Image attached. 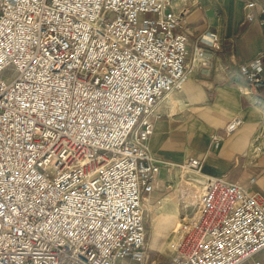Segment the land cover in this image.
Segmentation results:
<instances>
[{"label": "built area", "instance_id": "obj_1", "mask_svg": "<svg viewBox=\"0 0 264 264\" xmlns=\"http://www.w3.org/2000/svg\"><path fill=\"white\" fill-rule=\"evenodd\" d=\"M171 1L0 0V264H152L150 116L210 63L202 45L219 47L208 31L187 60ZM263 58L238 66L248 83L264 85ZM176 168L200 194L179 186L197 217L171 231L169 264H260L264 194L202 173L197 157Z\"/></svg>", "mask_w": 264, "mask_h": 264}, {"label": "crops", "instance_id": "obj_2", "mask_svg": "<svg viewBox=\"0 0 264 264\" xmlns=\"http://www.w3.org/2000/svg\"><path fill=\"white\" fill-rule=\"evenodd\" d=\"M247 1H171L175 12L184 10L180 15L187 33V60L198 45L197 37L208 31L218 35L219 47L202 45L210 63L195 66L182 89L161 97L150 116L153 132L148 147L164 176L157 178L146 206L161 213L157 224L162 230H156L161 237L176 221L172 213L176 191L170 182L172 170L190 157L201 160L202 173L264 194V85L248 83L238 70L239 65L248 64L264 51V13L256 5L257 18L248 20ZM257 1L264 5V0ZM232 117H239L241 124L227 134L225 125ZM185 182L188 189L198 188L193 180ZM151 252L155 258L156 251ZM256 259L264 264V250Z\"/></svg>", "mask_w": 264, "mask_h": 264}, {"label": "rangeland", "instance_id": "obj_3", "mask_svg": "<svg viewBox=\"0 0 264 264\" xmlns=\"http://www.w3.org/2000/svg\"><path fill=\"white\" fill-rule=\"evenodd\" d=\"M172 171L174 172V175L171 176L172 177L171 181L170 180L168 181H170L171 183L174 182V185L176 187V191L174 193L175 194V199H174L175 204H173L174 205L173 208L175 209L173 210L174 212L172 211L176 219L174 223L176 224L175 226L174 224L171 226L169 225L163 237H161V234H156L157 229L159 231L162 230V228H160L159 225L157 224L158 219L161 220L160 218H162V216H160L161 213L159 215V211L155 213L146 206V213L149 212L148 214H146L147 217L145 218L146 219V222H145V231H146L145 238L146 239L145 240L148 245V249H147L148 257L150 256L151 258V256H153L151 251L153 250L156 251V257L151 258V259L149 258V262L152 264H154L153 263L154 260H156L155 264H169L168 262L169 261L168 243H169V238L171 236L170 235L171 231L176 228H179V224L181 223V220L183 219V217H188V218L190 217L189 215L185 213L191 214V212L195 211V206L193 205L184 206L186 202L183 201V199L179 195V192H180L179 186L181 189L185 187L188 190L189 195L191 194L193 195V199H192L193 202L198 198L200 194L199 187L196 190L188 189L189 185H187L188 183L184 181V178L186 177V175H182L181 181L179 180L178 173L181 172L182 174V171H180V169L175 168ZM163 176H164V171H159L158 178L162 180ZM179 182L181 183L179 184Z\"/></svg>", "mask_w": 264, "mask_h": 264}, {"label": "bare ground", "instance_id": "obj_4", "mask_svg": "<svg viewBox=\"0 0 264 264\" xmlns=\"http://www.w3.org/2000/svg\"><path fill=\"white\" fill-rule=\"evenodd\" d=\"M186 180H191V178L189 176H186L184 178V181H186ZM194 184L197 186L196 183H194ZM196 189H198V188H196ZM196 214H197V212L195 213V217H189V218L188 217H183V219L181 220V223L179 224V227L181 225L188 224V223L192 222L197 217Z\"/></svg>", "mask_w": 264, "mask_h": 264}]
</instances>
